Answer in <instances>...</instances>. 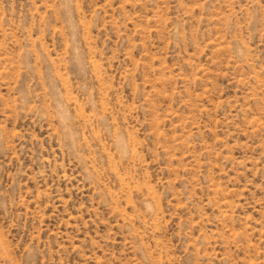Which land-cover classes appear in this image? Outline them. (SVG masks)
Here are the masks:
<instances>
[{
    "label": "rangeland",
    "instance_id": "374dc122",
    "mask_svg": "<svg viewBox=\"0 0 264 264\" xmlns=\"http://www.w3.org/2000/svg\"><path fill=\"white\" fill-rule=\"evenodd\" d=\"M0 264H264V0H0Z\"/></svg>",
    "mask_w": 264,
    "mask_h": 264
}]
</instances>
